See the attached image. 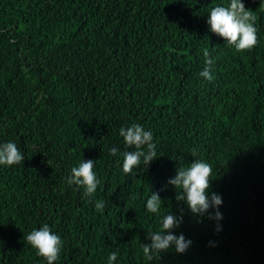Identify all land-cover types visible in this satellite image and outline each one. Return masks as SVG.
<instances>
[{"label": "trees", "instance_id": "1", "mask_svg": "<svg viewBox=\"0 0 264 264\" xmlns=\"http://www.w3.org/2000/svg\"><path fill=\"white\" fill-rule=\"evenodd\" d=\"M242 2L258 30L244 52L207 23L230 0H0V144L25 158L0 165V264H47L26 241L44 224L63 241L54 264H108L113 252V264H264V0ZM132 124L157 152L135 176L119 135ZM197 159L223 200L219 234L167 184ZM82 160L96 161L91 197L67 183ZM151 192L164 201L155 214ZM181 210L174 234L192 246L147 261L146 233Z\"/></svg>", "mask_w": 264, "mask_h": 264}, {"label": "clouds", "instance_id": "2", "mask_svg": "<svg viewBox=\"0 0 264 264\" xmlns=\"http://www.w3.org/2000/svg\"><path fill=\"white\" fill-rule=\"evenodd\" d=\"M255 20L253 11L246 10L242 0H230L228 6L213 7L207 23L210 26V31L222 38L227 46L234 47L238 52H244L250 51L258 44ZM204 56L206 57V67L200 75L206 80L212 81L214 77L210 73L214 61L208 58V52H205ZM119 135L123 137L129 149H134L123 153L122 167L125 174L135 176L141 170V160L148 169L150 164L157 159L153 133L146 131L142 125L132 124L127 129L121 128ZM109 151L111 155L115 156L119 150L116 147H111ZM24 159V155L16 143L9 141L0 144V165L12 167L21 164ZM95 162L82 160L77 167L71 169V175L67 178L69 185L83 187L85 195L88 197L96 193L100 184L93 170ZM211 174V165L197 159L186 168H177L176 175L170 178L167 184L175 189L176 201L186 204L193 215L203 217L207 214L209 220L215 221V232L219 234L222 231L220 222L223 220L219 208L222 206L223 200L215 192L211 195L208 194L211 186ZM163 203L159 193L151 192L146 202V209L149 213H158ZM104 207L105 203L102 200H98L95 204L97 211L102 212ZM182 223L183 210L180 211V215H175L171 211L167 213L162 220V231L146 233V238L150 240V243L141 244L144 258L147 261H152L173 247L176 253L184 254L193 242L191 239H186L183 233L178 236L174 234V230L178 229ZM26 241L36 250L38 256L47 261V264H54L58 260L63 241L59 235L51 231L47 224L38 230L33 229L27 235ZM210 246H215L214 242L210 241ZM117 256L118 253H111L108 264H113L117 260Z\"/></svg>", "mask_w": 264, "mask_h": 264}]
</instances>
